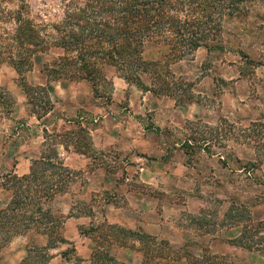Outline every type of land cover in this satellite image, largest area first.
<instances>
[{
    "label": "rangeland",
    "instance_id": "1",
    "mask_svg": "<svg viewBox=\"0 0 264 264\" xmlns=\"http://www.w3.org/2000/svg\"><path fill=\"white\" fill-rule=\"evenodd\" d=\"M224 43V52L201 49L173 67L178 78L191 84L194 103L144 92L115 70L108 73L114 89L100 97L88 83H49L43 66L52 59L40 56L27 83L46 87L54 110L38 120L19 75L10 66L1 68L0 177L29 173L32 162L49 150L44 130L60 137L57 148L69 168L86 166L76 170L81 174L70 193L55 202L56 210L74 216L65 236L81 262L72 254L63 258L72 249L68 245L52 252L50 264H92L96 245L82 231L102 224L109 205L117 209L112 221L123 219L122 227L169 241L174 250L195 244L191 251L197 256L204 248L238 264H264L258 254L231 244L242 228L229 219L231 206L243 205L255 221H264V165L247 166L264 156V149L255 150L241 139L252 124L264 121V1H255L247 18L227 24ZM40 93L33 98L41 101ZM209 134L215 140L210 150L203 142L185 145L189 138L200 141ZM79 141L90 148L87 156L75 151ZM9 201L0 184V211ZM197 218L204 228L194 225ZM33 243L47 241L16 238L0 264H20ZM111 253L128 264L143 261L131 249L113 247Z\"/></svg>",
    "mask_w": 264,
    "mask_h": 264
},
{
    "label": "trees",
    "instance_id": "2",
    "mask_svg": "<svg viewBox=\"0 0 264 264\" xmlns=\"http://www.w3.org/2000/svg\"><path fill=\"white\" fill-rule=\"evenodd\" d=\"M255 1L264 0H0V70L10 66L16 71L38 120L54 110L47 88L27 83L26 77L40 56L52 59L43 66L49 83H88L100 97L114 89L108 73L115 70L127 84L144 92L173 98L179 104L194 103L191 84L178 78L173 67L201 49L224 52L227 24L247 18ZM40 92L41 101L34 99ZM44 134V146L49 150L32 162L28 174L20 177L10 172L0 177L1 188L10 194L8 206L0 211V261L16 238L32 236L45 238L47 243L30 245L20 264H50L52 252L68 245L72 249L65 251L63 258L72 254L81 262L65 236L66 223L74 216L55 209L57 199L70 193L81 172L69 168L61 157L57 133L44 130ZM241 139L255 150L264 149V121L252 124ZM200 142L207 150L215 146L210 134L200 141L189 138L185 145ZM73 147L80 155L89 154L87 144L79 141ZM258 165H264V156L247 164L251 170ZM229 215L242 228L231 244L264 259V221H255L243 205L231 206ZM194 221L199 228L205 227L201 219ZM82 234L96 245L92 264H128L111 253L113 247L140 253L141 264L160 260L238 264L204 248L197 256L191 251L195 244L174 250L169 241L106 219Z\"/></svg>",
    "mask_w": 264,
    "mask_h": 264
},
{
    "label": "crops",
    "instance_id": "3",
    "mask_svg": "<svg viewBox=\"0 0 264 264\" xmlns=\"http://www.w3.org/2000/svg\"><path fill=\"white\" fill-rule=\"evenodd\" d=\"M105 147V146H104ZM80 156H82L83 157V155H80ZM86 166H84V165H82L81 164V167L79 166V167H75V168H73V169H75V170H80V169H82V168H85ZM112 204H114V203H112ZM112 205H109V207H108V212H107V216H106V219L108 220V222L109 223H111V224H117V223H119V224H121V226L122 225H124L125 223H124V221H123V219H118V220H115V221H112V220H114V218H115V216H114V212L115 211H117V209H116V207L115 206H112ZM123 209H121V208H119L118 209V213L120 214V215H122V212H120V211H122ZM151 212H152V210H151ZM112 218V219H111ZM78 221H80V220H82V218H79V219H77ZM130 226V228H135V227H137V226H135V225H129ZM126 263V262H125Z\"/></svg>",
    "mask_w": 264,
    "mask_h": 264
}]
</instances>
